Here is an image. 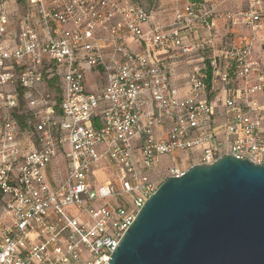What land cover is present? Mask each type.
I'll return each instance as SVG.
<instances>
[{
	"label": "built area",
	"instance_id": "obj_1",
	"mask_svg": "<svg viewBox=\"0 0 264 264\" xmlns=\"http://www.w3.org/2000/svg\"><path fill=\"white\" fill-rule=\"evenodd\" d=\"M22 1L14 23L0 11V264H107L169 177L264 164V0L190 2L167 25L131 0ZM185 152L196 162L155 176Z\"/></svg>",
	"mask_w": 264,
	"mask_h": 264
},
{
	"label": "water",
	"instance_id": "obj_2",
	"mask_svg": "<svg viewBox=\"0 0 264 264\" xmlns=\"http://www.w3.org/2000/svg\"><path fill=\"white\" fill-rule=\"evenodd\" d=\"M107 264H264V164L224 156L169 177Z\"/></svg>",
	"mask_w": 264,
	"mask_h": 264
},
{
	"label": "rangeland",
	"instance_id": "obj_3",
	"mask_svg": "<svg viewBox=\"0 0 264 264\" xmlns=\"http://www.w3.org/2000/svg\"><path fill=\"white\" fill-rule=\"evenodd\" d=\"M139 4H141L143 7H145L147 10H152L154 13V17L156 16V19L159 20L162 17L166 18V16L170 15L172 10V1L169 0H153L152 2H146L145 0H135ZM4 11L8 13L13 23L18 18L24 16L26 14V6L25 3H23L22 0H0V11ZM160 16V17H159ZM13 26V24H12ZM263 51H259V47H256L255 53L256 55L260 56V60L264 66V46L261 48ZM189 153L185 152L184 154H176V155H169L168 158L164 157L162 158L163 163L165 160H169L170 157L175 158L176 162L175 164L183 166V168H187L190 164H192L191 158H189L187 155ZM172 161H170L168 164L161 165L162 168H159L158 171H155V176H158L160 178L163 176L164 168L163 166L171 164ZM166 167V166H165ZM9 222L8 217L5 214V211L2 209V198L0 196V233L2 232L4 226Z\"/></svg>",
	"mask_w": 264,
	"mask_h": 264
},
{
	"label": "crops",
	"instance_id": "obj_4",
	"mask_svg": "<svg viewBox=\"0 0 264 264\" xmlns=\"http://www.w3.org/2000/svg\"><path fill=\"white\" fill-rule=\"evenodd\" d=\"M161 1H164V0H161ZM169 1H172V10H171V13L170 15L166 16V18H161L159 20L156 19V16H155V19L159 22H161L163 25H167L173 15V12L176 8H180L184 5H186L187 3H190V2H204L205 3V6H208L210 4H213V5H219L218 7V13H217V16H219L220 14H222L223 12H225L226 10H233V9H237V8H241L244 6L245 4V0H169ZM160 17V16H159ZM215 32H216V35H221L223 34V31H224V27H225V22L221 19V18H215ZM4 44V48L7 49L9 46H8V43L7 42H3ZM264 46V32L261 31L257 34V41L255 43V46H254V49L256 47H259V51H263L261 48ZM133 48H135V46L133 45ZM253 49V50H254ZM254 53H255V50H254ZM257 53H255L256 55ZM259 55H256V57H258ZM179 74L177 76V80H179V83L182 84V79L184 78L186 72L189 71V65L188 64H181L179 67ZM183 91H185L184 88L180 89V94L182 95L183 94ZM262 98V97H261ZM164 158V157H163ZM168 158V157H166ZM192 163L196 162V158L194 156H192ZM170 161H172L171 164L169 165H165L163 166L164 168V172L166 171V169L172 165L173 163L176 162V159L175 158H172L170 157L169 160H165V162L163 163L162 161V158L160 159V163L155 167V171H158L159 168H162L161 165H164V164H168ZM97 178H99V180L101 181H105V180H108V178H110V173L109 171H100L99 173H97Z\"/></svg>",
	"mask_w": 264,
	"mask_h": 264
},
{
	"label": "trees",
	"instance_id": "obj_5",
	"mask_svg": "<svg viewBox=\"0 0 264 264\" xmlns=\"http://www.w3.org/2000/svg\"><path fill=\"white\" fill-rule=\"evenodd\" d=\"M132 2H136L137 4H139L137 1H135V0H131ZM146 2H152L153 0H145ZM140 6H142L141 4H139ZM143 7V6H142Z\"/></svg>",
	"mask_w": 264,
	"mask_h": 264
}]
</instances>
